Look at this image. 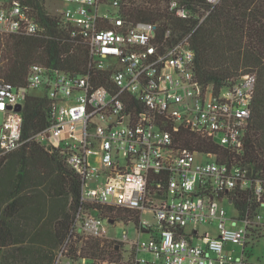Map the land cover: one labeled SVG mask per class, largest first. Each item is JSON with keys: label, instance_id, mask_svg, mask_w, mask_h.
Returning a JSON list of instances; mask_svg holds the SVG:
<instances>
[{"label": "built area", "instance_id": "2783aa9c", "mask_svg": "<svg viewBox=\"0 0 264 264\" xmlns=\"http://www.w3.org/2000/svg\"><path fill=\"white\" fill-rule=\"evenodd\" d=\"M221 1L206 0L194 12L167 0L168 12L192 25L184 31L140 20L137 0H59L54 14L88 45L91 71L34 63L25 84L0 82V159L25 143L22 108L30 90L40 89L51 99L50 122L33 138L59 150L81 179V205L53 264H249L245 249L264 233V181L219 151H192L177 138L188 129L234 155L243 152L255 74L217 86L194 73L192 35ZM41 31L30 5L0 0V35ZM232 190L248 192L250 205L239 210ZM103 207L138 216L119 219L101 214ZM105 220L133 223L135 236L108 235ZM213 222L217 235L198 229ZM90 238H105L112 256H80ZM228 243L241 247L238 258Z\"/></svg>", "mask_w": 264, "mask_h": 264}, {"label": "trees", "instance_id": "16d2710c", "mask_svg": "<svg viewBox=\"0 0 264 264\" xmlns=\"http://www.w3.org/2000/svg\"><path fill=\"white\" fill-rule=\"evenodd\" d=\"M194 12L206 0H174ZM32 7L42 31L36 34L0 35V82L26 83L29 67L43 64L53 70L85 75L91 71L88 45L72 34L44 0H22ZM134 13L142 21H159L164 27L191 28L167 10V0H137ZM194 73L202 84L223 85L251 72L256 76L250 117L241 155L219 147L213 139L181 129L177 136L192 151H219L220 157L245 166L252 179L264 181V0H222L193 33ZM51 99L29 94L22 108V138L25 143L0 159V264H53L66 240L80 207L81 179L68 166L59 150H46L33 136L50 122ZM238 196L239 210L247 204L248 192ZM250 205V204H249ZM251 203V209L256 208ZM116 218L138 214L116 207L99 208ZM69 250L75 255V244ZM112 256L105 238L84 241L80 256Z\"/></svg>", "mask_w": 264, "mask_h": 264}, {"label": "rangeland", "instance_id": "374dc122", "mask_svg": "<svg viewBox=\"0 0 264 264\" xmlns=\"http://www.w3.org/2000/svg\"><path fill=\"white\" fill-rule=\"evenodd\" d=\"M57 1H59V0H48V2H49L48 11L52 14L56 13V11H57L56 7L59 6V4H60ZM57 3H59V4H57ZM30 93L42 95L43 91L40 89H36V90H30ZM1 120H2V118L0 115V122H1ZM46 142L47 141L44 140L43 144H45ZM223 206L225 207V210L227 211V213L229 215L235 214L234 206L230 202L224 201ZM143 216L146 219L150 220V214L149 213H145ZM103 225L107 229V234L114 237V238L121 239L123 236V231H127V236L129 238H133L135 236V231H134L135 227H134V224L131 222H129L127 224H124L122 222H118L114 226H110L107 224V221L105 220V221H103ZM198 229L200 231H208V234L211 236L218 234L217 225L215 222H213L209 225L208 224L199 225ZM227 248H229L231 250L234 249L232 251V254L235 258H238L240 256V251H241L240 246L232 245V244L228 243ZM245 253L248 256L247 261L249 264H264V233L260 237H258V239L255 242L247 245V247L245 249ZM144 256L150 257V255H148V254H144Z\"/></svg>", "mask_w": 264, "mask_h": 264}, {"label": "water", "instance_id": "95a60500", "mask_svg": "<svg viewBox=\"0 0 264 264\" xmlns=\"http://www.w3.org/2000/svg\"><path fill=\"white\" fill-rule=\"evenodd\" d=\"M16 110H21V105H17Z\"/></svg>", "mask_w": 264, "mask_h": 264}]
</instances>
